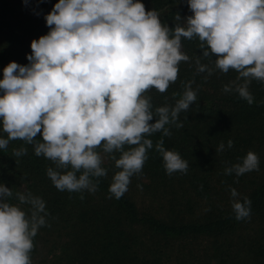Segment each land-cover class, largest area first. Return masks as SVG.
<instances>
[{
	"label": "clouds",
	"instance_id": "9594fccd",
	"mask_svg": "<svg viewBox=\"0 0 264 264\" xmlns=\"http://www.w3.org/2000/svg\"><path fill=\"white\" fill-rule=\"evenodd\" d=\"M187 4L192 15L170 29L140 0H58L44 16L48 33L30 43L29 64L9 62L3 68L0 125L7 139L0 138V149L14 140L33 145L36 156L55 164L47 175L57 190L90 193L97 191L95 178L107 176L97 151L102 149L120 169L109 187L120 199L153 148L146 137L157 132L171 136L167 126L183 127L180 113L197 102L194 81L184 85L174 105L153 110L151 97L145 95L153 88L164 93L176 82L180 62L190 59L181 51L182 38H197L201 55L216 57L214 68L197 57V73L234 70L238 75L223 91H235L252 104L251 81L264 82V0ZM175 20L181 21V16L176 14ZM227 147H233L232 140ZM224 148L222 142L217 151ZM155 149L168 175L187 172L188 162L165 149L163 139ZM26 154L27 148L13 150L16 157ZM254 170L259 171V157L249 151L240 163L226 167L225 174L239 177ZM230 193L239 196L235 189ZM13 195L0 183V264H32L33 238L47 223L45 202L17 192L18 204H12L8 200ZM20 205L30 208L26 212ZM232 208L237 220L249 218L251 200H234Z\"/></svg>",
	"mask_w": 264,
	"mask_h": 264
},
{
	"label": "trees",
	"instance_id": "16d2710c",
	"mask_svg": "<svg viewBox=\"0 0 264 264\" xmlns=\"http://www.w3.org/2000/svg\"><path fill=\"white\" fill-rule=\"evenodd\" d=\"M57 2L0 0V79L9 62L29 64L30 43L48 33L44 16ZM140 2L146 11L156 10L161 23L170 29L183 25V19L192 15L187 0ZM176 14L181 21L175 20ZM181 51L190 59L180 62L176 82L164 93L153 88L145 95L151 97L153 110L174 105L182 97L184 85L194 81L191 87L197 92V102L180 113L183 127L167 126L171 136L157 132L146 137L153 148L120 199L109 192L112 177L120 169L102 149L97 151L107 176L95 178L98 187L94 193L57 190L47 175L55 164L36 156L33 145L14 140L0 149V183L14 194L8 202L18 204L17 192L31 193L45 202L47 223L38 233L49 229L64 238L60 254L65 259L58 258L62 264H264V82L251 81L249 92L254 100L249 104L235 91H223L238 75L234 70L224 74L216 69L211 76L197 73V57L213 68L216 58L201 55L197 38H182ZM0 138L7 139L2 125ZM36 138L41 139L39 134ZM160 139L165 149L178 152L188 162L186 173H166L162 155L155 149ZM228 140L233 147H227ZM222 142L224 150L217 151ZM22 147L27 154L14 156L13 150ZM249 151L259 157V171L239 177L226 175L225 168L240 163ZM114 155L119 158L120 153ZM230 189L239 196L233 198ZM245 197L251 200L250 217L237 220L232 204ZM20 207L26 212L30 208Z\"/></svg>",
	"mask_w": 264,
	"mask_h": 264
},
{
	"label": "rangeland",
	"instance_id": "374dc122",
	"mask_svg": "<svg viewBox=\"0 0 264 264\" xmlns=\"http://www.w3.org/2000/svg\"><path fill=\"white\" fill-rule=\"evenodd\" d=\"M48 231L49 229H42L38 233L35 250L31 256L32 264H53V262L62 264L64 262L58 259H65V255L60 254V246L64 238L58 236L56 232Z\"/></svg>",
	"mask_w": 264,
	"mask_h": 264
}]
</instances>
